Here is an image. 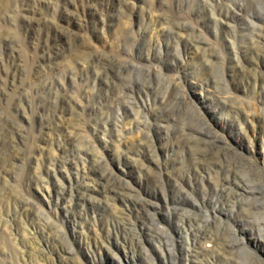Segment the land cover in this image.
<instances>
[{
  "label": "rangeland",
  "instance_id": "obj_1",
  "mask_svg": "<svg viewBox=\"0 0 264 264\" xmlns=\"http://www.w3.org/2000/svg\"><path fill=\"white\" fill-rule=\"evenodd\" d=\"M263 145L264 0H0V264L233 261Z\"/></svg>",
  "mask_w": 264,
  "mask_h": 264
},
{
  "label": "bare ground",
  "instance_id": "obj_2",
  "mask_svg": "<svg viewBox=\"0 0 264 264\" xmlns=\"http://www.w3.org/2000/svg\"><path fill=\"white\" fill-rule=\"evenodd\" d=\"M261 144H263V141H262ZM263 147H264V145H263ZM262 150H263V154H264V148ZM262 158L264 159V155H262ZM263 164H264V162H263ZM263 167H264V165H263ZM254 199H256V198H254ZM260 206H262V205H260ZM258 208L259 207L252 206L251 208L247 209V211L245 213H246V215L248 217L247 218L248 221L243 222V220H239V219L234 218L233 223L235 224L236 229L233 231V238H232L231 242L229 243V245H227L228 243L226 245L230 247L232 253H234L235 256L233 257L234 258L233 261H227L226 260V261H224V264H249V263H251V264H264V261L259 259L258 257H254L255 262H251V260L250 261L247 260L246 254H243L242 252H240L239 255H238V253H237V251H239V250H242V249L246 250L245 247H244L243 240L238 238V235H240V234H242V235L245 234V233L248 234L250 236L249 241L254 246H256L258 244L257 243L258 239H260L262 241V243H264L263 242L264 241V235H263V232H264V207L263 208L260 207L262 209V211H260ZM215 243H217V245H219V247H223V248L225 247L226 248V246H225L226 242H225V240L222 237L218 238ZM239 248H241V249H239Z\"/></svg>",
  "mask_w": 264,
  "mask_h": 264
}]
</instances>
